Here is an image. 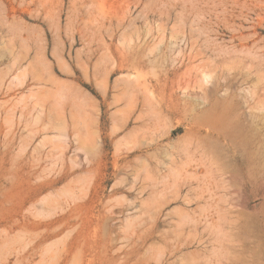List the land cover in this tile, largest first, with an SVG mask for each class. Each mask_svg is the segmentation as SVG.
<instances>
[{
    "label": "rangeland",
    "instance_id": "obj_1",
    "mask_svg": "<svg viewBox=\"0 0 264 264\" xmlns=\"http://www.w3.org/2000/svg\"><path fill=\"white\" fill-rule=\"evenodd\" d=\"M0 264H264V0H0Z\"/></svg>",
    "mask_w": 264,
    "mask_h": 264
}]
</instances>
